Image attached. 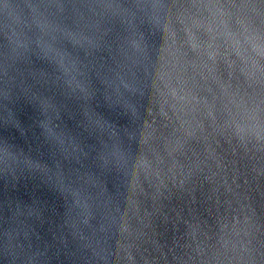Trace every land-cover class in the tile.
Segmentation results:
<instances>
[{"label":"water","instance_id":"obj_1","mask_svg":"<svg viewBox=\"0 0 264 264\" xmlns=\"http://www.w3.org/2000/svg\"><path fill=\"white\" fill-rule=\"evenodd\" d=\"M0 264H264V0H0Z\"/></svg>","mask_w":264,"mask_h":264}]
</instances>
